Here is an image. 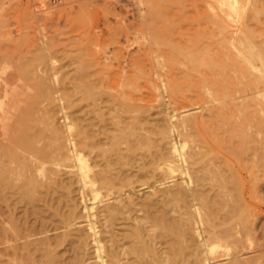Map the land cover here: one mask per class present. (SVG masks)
I'll use <instances>...</instances> for the list:
<instances>
[{"label":"bare ground","instance_id":"6f19581e","mask_svg":"<svg viewBox=\"0 0 264 264\" xmlns=\"http://www.w3.org/2000/svg\"><path fill=\"white\" fill-rule=\"evenodd\" d=\"M218 2L229 16H246L248 26L261 24L264 0ZM220 47L217 53L199 48L190 58L200 73L192 97L184 95L178 81H167L171 96L184 95L200 104L197 109L207 110L199 114L195 108L167 106L155 113L127 99L118 103L116 95L98 89L106 90L103 85L94 87L93 80L84 89L72 86L79 88L77 94L65 87L66 100L59 90H48L54 82L47 86L43 78L38 84V76L26 84L31 89L35 84L34 94L23 91L26 99L16 91L22 88L18 82H4L0 203L10 210L11 232L20 240L11 246L13 264H264V225L257 222L262 214L247 202L243 178L245 171L249 193L264 202V110L245 98L249 94L214 103L221 94H232L230 85L258 93L264 83L258 65H264V46L242 35L226 38ZM152 66L145 69L150 72ZM28 79H20L22 85ZM129 82L123 85L132 89L123 86L129 88L124 94L138 90ZM44 83L51 97L42 93ZM39 95L51 98L54 106L41 108ZM71 95L80 102L89 98L85 104L92 101V108L86 106L84 114L70 111L78 102ZM155 114L159 117L152 118ZM18 207L24 209L19 218ZM4 231L8 239L12 234Z\"/></svg>","mask_w":264,"mask_h":264},{"label":"rangeland","instance_id":"374dc122","mask_svg":"<svg viewBox=\"0 0 264 264\" xmlns=\"http://www.w3.org/2000/svg\"><path fill=\"white\" fill-rule=\"evenodd\" d=\"M156 2H159L158 6ZM209 4H212V9H209ZM225 9L226 8L223 7L218 0H0V88L3 90L5 81L12 80L10 81V83L13 82L11 84H14V82L17 84L18 82V86H22V88L18 87L19 89L16 88V91L20 90L22 93L19 91L17 92L21 93L26 99V93L30 96V94L32 95L35 92L34 83L31 84L32 89L29 84L28 86L26 84L30 82V78L32 79L38 76V84L41 83L42 85L43 80H45L47 84L49 83L47 86L54 82L52 86H49L48 90L50 92L53 90L52 93L54 94L61 89L62 93L59 91L58 93H60L62 97L64 96L66 100L68 95L65 96V93H63L65 92V87H67V90L69 88L68 91L72 89L75 90L73 92L77 94L75 92L79 91V88H77L78 90L76 88L74 89V85H81L82 87L80 88H83L85 84L90 86L94 82L95 85L92 84L91 86L101 87L103 85L105 87L102 86L103 89L106 90L97 88L105 93L107 91H109L107 93L111 92L114 94L113 98L116 95V102L122 103V100L125 99H127V103H133L134 101V103L136 102L141 106L145 105L146 107H143L150 109V112L153 111L157 113L167 106H169V108L171 107V109L175 107L173 109L178 111L184 110L185 108H195L194 110H196L195 112L198 114L203 111L205 112L207 111L206 109H197L200 104L197 105V103L194 105L196 103L194 100L191 101V103L189 102L191 98H184V95L192 97L195 93L194 88L197 85V75H200V73L194 70V67L190 63V58L196 56L195 54H197L198 49L202 48L205 52L211 50L210 52L217 53L221 48L220 45L224 43L226 38L230 36H235L237 38L242 35L247 36L249 41L264 46V11L260 15L261 24L255 26L251 24L252 26L250 27L247 24L246 16L242 15L241 18L229 16ZM220 17L224 21L220 20ZM169 58L171 59V63L169 62ZM165 61L170 64H166ZM79 63L80 66H77ZM160 63L163 64L160 65ZM163 65L166 67H162ZM258 65L264 76V65L260 63ZM87 66H89V68ZM149 66L154 67L149 68H152L150 71L151 73L153 72L152 76L149 70L145 69ZM139 68L144 71L141 72ZM68 70L69 72H67ZM75 70H77V72ZM156 70L157 72H155ZM179 71L181 73H179ZM143 73H145V76L150 80L146 81V77L142 78L141 76ZM182 73L183 75H180ZM138 74H142L139 77L140 79H138ZM159 74L163 75L159 76ZM91 75L93 78H90L92 77ZM95 75L97 78L94 77ZM79 76L82 77V80H80ZM100 76L102 78H100ZM158 76L159 78H157ZM26 77H29V79ZM54 77H56L57 82ZM67 77H69V79ZM77 77H79L78 79L80 81L76 79ZM83 77L87 78L86 83ZM22 78H26L24 79L25 81L28 79V81L25 82L26 86L24 84V86L22 85L24 82ZM88 78L91 81L88 82ZM185 78L186 80H184ZM20 79L23 80V82ZM151 79H154V83L151 82ZM161 79L164 81H161ZM77 80L78 83H76ZM129 80L132 82H129V84L138 85V90H132L130 92H128V90L127 93L124 94L123 91L126 88L123 86L129 87L130 90L132 89L130 85H123L128 84ZM174 80L178 81L176 83L182 85V92L184 95H182V93L181 97L184 96L183 98H176L178 95L175 94L173 96L176 97L171 96L173 93L170 92V83L167 81L174 83ZM188 82L191 85H189ZM163 83L166 84L167 88L163 87ZM222 84L225 83L222 82ZM43 86H46L45 83ZM47 86L46 88L41 87L42 93H45V90L49 93ZM136 86H133V88ZM230 86L232 87V94L228 96L221 94L214 103L229 101L234 97L238 98L237 100H241L242 96L249 94L245 98L247 100L250 99V101L252 100L253 104L264 110V83L260 84L259 88L256 89L258 93L255 94H253V90L251 89H244L242 84ZM83 89H80L82 94ZM193 90L194 93L191 92ZM1 91L0 96H3L4 92L2 91V93ZM23 91L26 92V95ZM38 91H40V89ZM58 93L57 95H59ZM118 94L119 96L124 94L122 96L124 99H121V96L118 98ZM12 95L13 92L9 88L8 98H12ZM45 95L48 94L45 93ZM51 95L49 94L47 97H51ZM104 95L109 97L110 94ZM22 96L21 98H23ZM72 96L73 95H71V97ZM80 96L83 95L80 94L79 97ZM73 97L72 99L74 101H78L77 99H79V97L77 99L75 98L76 100ZM40 98L41 96L38 98L40 105H45V107L47 105L48 107L54 106L53 103L49 102L51 98H48V100L44 97L48 102ZM109 98H112V96ZM88 99H80L84 101L76 102L74 105L75 107L69 108L70 111H78L84 114V112L89 109L88 106H90L92 102L87 101L86 105L85 100ZM31 100L30 97L29 101ZM57 103L56 107L59 108V101H57ZM67 104L69 103L67 102ZM104 104L105 103L102 105ZM210 104L211 102L208 103L209 106ZM42 105L40 106L41 108L44 107ZM83 106L85 108H83ZM86 106L88 109H86ZM40 107L38 105V109H41ZM91 108L90 106V109ZM59 116L61 117V115ZM154 117H159V115L155 114L152 118ZM1 131L2 129L0 127V140L2 141L1 137L3 136H1ZM243 178L246 182L244 184L245 198L248 203L252 204V209L256 212H260V215L262 214L260 220L258 219L257 222L260 223V226L264 225V202H259L249 193L248 190H250L249 186H251V183H249V174L245 171H243ZM263 189L264 185L261 189L262 195L264 194ZM143 192L144 191H141L140 194ZM7 209L8 208L4 204L0 203V264H13V254L11 253L13 250L11 246L13 247V245L15 246L20 243V240H17L11 232L13 231L11 226L13 223L8 217L10 215V213H8L10 210ZM19 210L22 211V213L19 214ZM23 210L24 209L21 207L16 209L15 212L18 214H16L18 218L23 214ZM262 228V234L264 235V226L260 227L261 230ZM4 230H9L7 232L8 234L6 233L7 235H10V233L12 234L10 237L8 236V239L4 238L5 235L2 233L6 232ZM262 240L261 242H264V237ZM9 259H11V261Z\"/></svg>","mask_w":264,"mask_h":264}]
</instances>
